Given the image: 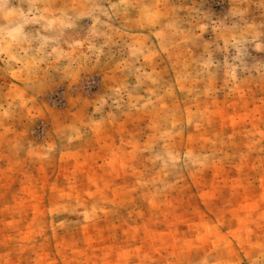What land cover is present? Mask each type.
<instances>
[{
    "label": "rangeland",
    "instance_id": "1",
    "mask_svg": "<svg viewBox=\"0 0 264 264\" xmlns=\"http://www.w3.org/2000/svg\"><path fill=\"white\" fill-rule=\"evenodd\" d=\"M7 7L0 264H264V0Z\"/></svg>",
    "mask_w": 264,
    "mask_h": 264
},
{
    "label": "clouds",
    "instance_id": "2",
    "mask_svg": "<svg viewBox=\"0 0 264 264\" xmlns=\"http://www.w3.org/2000/svg\"><path fill=\"white\" fill-rule=\"evenodd\" d=\"M121 2H124V0H121ZM8 0H0V12H3L5 18L16 15L17 19L15 21L9 20V25L5 26L3 28H0V55L7 56V59L9 61H15L17 63L24 62V67H28V60L33 59L28 55L31 45L32 38L23 32L24 25L28 23H38L41 20H44L45 18L40 16H31V19H29V16L26 15L23 12H20L19 10H9L7 7ZM115 7V5H113ZM32 8H35V4H32ZM32 9H30V12ZM97 23L99 21L97 20ZM59 24L61 28L65 27H72L73 25L70 23H65L63 20H48L43 25V27L46 30H52L53 26ZM95 31V25L93 26L92 35H96ZM102 34V33H101ZM41 41L40 48L36 49V53L40 54L42 53L43 48L45 45L49 42V39H52L53 41L56 40V37H37ZM22 44H28L29 48L21 47ZM10 49H15V51H10ZM53 52L57 51L56 48H53ZM138 51V50H136ZM96 52L99 53V49H96ZM23 54V55H22ZM36 63H39V61H36ZM173 161H175V157H169ZM157 159H160L158 156Z\"/></svg>",
    "mask_w": 264,
    "mask_h": 264
}]
</instances>
